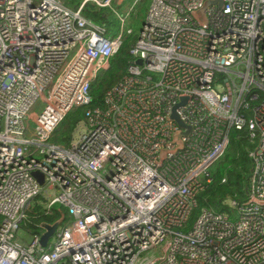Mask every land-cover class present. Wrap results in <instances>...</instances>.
<instances>
[{"label":"built area","instance_id":"2783aa9c","mask_svg":"<svg viewBox=\"0 0 264 264\" xmlns=\"http://www.w3.org/2000/svg\"><path fill=\"white\" fill-rule=\"evenodd\" d=\"M65 1L0 0V264H264V0H218L206 23L208 0H152L105 108L91 86L133 29L107 37L83 15L93 1L125 23L114 0ZM181 96L192 130L173 152ZM78 107L69 145L55 143ZM232 129L254 144L247 199L191 222ZM35 204L69 211L45 247L46 226H24Z\"/></svg>","mask_w":264,"mask_h":264},{"label":"trees","instance_id":"16d2710c","mask_svg":"<svg viewBox=\"0 0 264 264\" xmlns=\"http://www.w3.org/2000/svg\"><path fill=\"white\" fill-rule=\"evenodd\" d=\"M83 1L68 0L67 4L69 7L76 8ZM83 15L101 26H112L117 16L111 8L102 7L92 1L85 4ZM129 35L126 36L119 52L112 58L110 69L99 73L93 82L90 89L92 95L90 107L105 108L104 97L106 92L125 75L132 60L130 49L138 38V35L133 34V32ZM85 110L86 107H78L72 110L53 133L54 140L69 145L78 124L85 119ZM252 148H254V144L251 143L246 130H231L230 144L222 158L210 169L213 177L212 183L199 195V205L192 214L191 222L200 214L203 207L213 208L217 212L227 211L233 214L235 209L231 208V211L223 209L224 201L229 198L241 201L247 199V191L254 169V161L249 156V150ZM224 178H226V181L223 182ZM60 209L63 210L55 206L52 214H45L42 206L35 204L32 210L29 211L28 223L24 226L30 227L33 233H40L41 229L37 227L40 224H59L57 218L61 215ZM64 213L68 216L69 211L68 213L64 211ZM1 222L2 217L0 216V224Z\"/></svg>","mask_w":264,"mask_h":264},{"label":"rangeland","instance_id":"374dc122","mask_svg":"<svg viewBox=\"0 0 264 264\" xmlns=\"http://www.w3.org/2000/svg\"><path fill=\"white\" fill-rule=\"evenodd\" d=\"M67 1L68 0L65 1L66 5H68ZM151 2H152V0H124L123 3L120 4L118 2V0H114L113 1V8L119 14H122L126 18V22L122 23L118 17V14L114 11L117 16H116L115 21L113 22L112 26H105L106 29L108 30V34H106V36L107 37H117L118 34L120 33V30L125 31V33H126L129 29H133V34L135 33V34L139 35V33H140V31L144 25V22H145L148 10L150 8ZM128 35L129 34H126V36H128ZM129 36H131V35H129ZM82 130H84V129H82ZM55 143H59V142L57 140H55ZM60 145H62V144H60ZM55 192H56L55 195H57L58 192L57 191H55ZM42 196H43V194H42ZM231 200H232V198H229V199H226L224 201V203L222 205L224 210H230V211L232 210L231 209L232 207L230 206ZM57 208H62L65 212L68 213L67 209L61 204H58ZM14 241L15 242L19 241L17 236H15Z\"/></svg>","mask_w":264,"mask_h":264},{"label":"water","instance_id":"95a60500","mask_svg":"<svg viewBox=\"0 0 264 264\" xmlns=\"http://www.w3.org/2000/svg\"><path fill=\"white\" fill-rule=\"evenodd\" d=\"M218 0H208L206 1L205 5L199 9L196 13V17L197 19L202 22V23H206L207 22V18L204 15V9L210 5V4H214L216 3ZM220 3L222 5V1L220 0ZM138 64H142V59L139 58L136 61ZM187 100L186 96H181L180 97V102L173 108L172 114L169 116V119L176 121L180 127V129L178 131L175 132L174 134V142L177 144V146L175 147V149H173V152H176L179 148H183L184 146V142L182 141V136H188L192 130V127L190 125H188L181 117L180 115L177 113V108L184 104ZM167 153V150H163L162 151V156H161V160L158 162L159 164L162 163V160L165 158ZM34 176L39 180V182L41 184H43L44 182V178L43 175L40 172H34L33 173ZM46 226V232L42 235L41 239H40V243L42 246H47L49 239L54 235L55 230L57 228V224L54 225H45Z\"/></svg>","mask_w":264,"mask_h":264}]
</instances>
